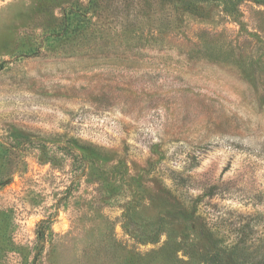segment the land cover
I'll list each match as a JSON object with an SVG mask.
<instances>
[{
  "label": "rangeland",
  "instance_id": "374dc122",
  "mask_svg": "<svg viewBox=\"0 0 264 264\" xmlns=\"http://www.w3.org/2000/svg\"><path fill=\"white\" fill-rule=\"evenodd\" d=\"M0 264H264V0H0Z\"/></svg>",
  "mask_w": 264,
  "mask_h": 264
}]
</instances>
